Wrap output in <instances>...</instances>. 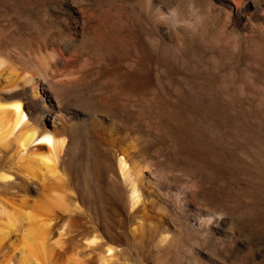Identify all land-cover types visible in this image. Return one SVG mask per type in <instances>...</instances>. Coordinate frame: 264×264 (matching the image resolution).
Instances as JSON below:
<instances>
[{"label": "rangeland", "instance_id": "374dc122", "mask_svg": "<svg viewBox=\"0 0 264 264\" xmlns=\"http://www.w3.org/2000/svg\"><path fill=\"white\" fill-rule=\"evenodd\" d=\"M37 1L0 0V53L8 35L40 42L26 15L63 33ZM113 3L131 61L87 47L66 79L67 106L88 100L100 127L126 126L125 139L100 142L75 121L66 128L63 168L80 222L69 243L83 249L94 230L100 243L111 239L112 264H264V0L239 11L230 0ZM120 146L151 175L145 211L131 209L113 156ZM5 152L0 170L16 160ZM53 200L46 210L63 214Z\"/></svg>", "mask_w": 264, "mask_h": 264}, {"label": "bare ground", "instance_id": "6f19581e", "mask_svg": "<svg viewBox=\"0 0 264 264\" xmlns=\"http://www.w3.org/2000/svg\"><path fill=\"white\" fill-rule=\"evenodd\" d=\"M38 1L62 34L54 37L49 24L31 15H26V21L38 30L40 42L10 38L1 29L9 47L0 53V148L16 160L0 170V187L12 193L0 196V264H112L111 239L100 243L94 230L89 231L83 249L69 243L80 222L76 197L63 168L72 142L65 131L79 122L96 140L118 145L125 139L119 129L126 126L118 128L110 121L102 129L103 118L88 100H80L81 110L67 106L70 85L66 79L76 56L90 45L121 49L131 61V39L120 32V10L114 9V0H92L94 4L91 0ZM245 1L230 0V8L242 10ZM118 148L113 156L129 189L131 209L145 211L151 175H144L136 165L131 147L128 151ZM53 199L60 202L57 207L64 215H54V208L46 210L47 201ZM12 235L16 236L12 239Z\"/></svg>", "mask_w": 264, "mask_h": 264}]
</instances>
